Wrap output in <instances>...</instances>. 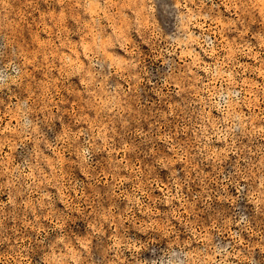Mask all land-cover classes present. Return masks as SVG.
I'll list each match as a JSON object with an SVG mask.
<instances>
[{"label":"rangeland","instance_id":"374dc122","mask_svg":"<svg viewBox=\"0 0 264 264\" xmlns=\"http://www.w3.org/2000/svg\"><path fill=\"white\" fill-rule=\"evenodd\" d=\"M264 264V0H0V264Z\"/></svg>","mask_w":264,"mask_h":264},{"label":"clouds","instance_id":"9594fccd","mask_svg":"<svg viewBox=\"0 0 264 264\" xmlns=\"http://www.w3.org/2000/svg\"><path fill=\"white\" fill-rule=\"evenodd\" d=\"M64 264H68V260L67 259L64 260Z\"/></svg>","mask_w":264,"mask_h":264}]
</instances>
